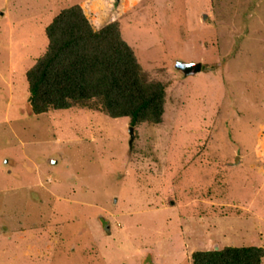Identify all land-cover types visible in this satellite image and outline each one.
<instances>
[{
	"label": "rangeland",
	"instance_id": "374dc122",
	"mask_svg": "<svg viewBox=\"0 0 264 264\" xmlns=\"http://www.w3.org/2000/svg\"><path fill=\"white\" fill-rule=\"evenodd\" d=\"M73 4L118 20L165 84L131 145L129 117L31 111L26 71ZM226 245L264 248V0H0V264H192Z\"/></svg>",
	"mask_w": 264,
	"mask_h": 264
},
{
	"label": "trees",
	"instance_id": "16d2710c",
	"mask_svg": "<svg viewBox=\"0 0 264 264\" xmlns=\"http://www.w3.org/2000/svg\"><path fill=\"white\" fill-rule=\"evenodd\" d=\"M44 53L26 71L34 114L75 105L98 109L113 118L129 117L131 126L161 123L165 84L148 80L119 21L96 29L80 4L62 8L45 26ZM192 264H262L264 248L226 245L194 250Z\"/></svg>",
	"mask_w": 264,
	"mask_h": 264
},
{
	"label": "water",
	"instance_id": "95a60500",
	"mask_svg": "<svg viewBox=\"0 0 264 264\" xmlns=\"http://www.w3.org/2000/svg\"><path fill=\"white\" fill-rule=\"evenodd\" d=\"M174 69L178 70L180 73H182L183 76H191L195 75L196 73L200 72L202 70V63L199 61H184L181 59H175L173 63ZM129 145H131L133 137H134V131L133 126L129 127ZM217 249V247H215Z\"/></svg>",
	"mask_w": 264,
	"mask_h": 264
},
{
	"label": "crops",
	"instance_id": "0c3cea01",
	"mask_svg": "<svg viewBox=\"0 0 264 264\" xmlns=\"http://www.w3.org/2000/svg\"><path fill=\"white\" fill-rule=\"evenodd\" d=\"M118 0H116V2H117ZM85 12V11H84Z\"/></svg>",
	"mask_w": 264,
	"mask_h": 264
}]
</instances>
